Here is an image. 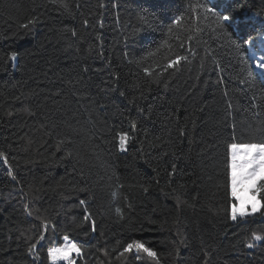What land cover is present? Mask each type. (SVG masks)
<instances>
[{"label":"trees","instance_id":"16d2710c","mask_svg":"<svg viewBox=\"0 0 264 264\" xmlns=\"http://www.w3.org/2000/svg\"><path fill=\"white\" fill-rule=\"evenodd\" d=\"M63 2L67 9L0 0V150L8 157L0 160V264H32L26 238L37 216L55 226L47 234L54 244L67 235L84 245L76 264H153L118 258L130 238L157 251L161 264H204L205 251L209 264H264V242L245 243L264 232V211L233 222L221 187L233 125L245 139L264 129V83L253 87L214 18L197 21L188 7L231 14L228 31L242 42L264 33V0ZM30 18L37 22L21 27ZM165 40L190 62L161 74L167 48L141 58ZM121 130L130 135L125 151ZM80 200L96 232L81 224ZM41 260L50 264L46 248Z\"/></svg>","mask_w":264,"mask_h":264},{"label":"snow or ice","instance_id":"6c2138e0","mask_svg":"<svg viewBox=\"0 0 264 264\" xmlns=\"http://www.w3.org/2000/svg\"><path fill=\"white\" fill-rule=\"evenodd\" d=\"M51 3L57 4L67 9V4L63 0H50ZM191 13L196 14L195 18L197 21L201 19L214 18L215 28L214 31H218L223 34L225 39L235 48L236 54L239 56L244 71L247 74L248 82L255 86L257 79L259 78L264 83V33L257 35L249 34L246 39L242 42H237L232 39L231 33H229L226 22L231 20V14H222L215 8L209 7L207 4L197 3L195 5L189 4ZM203 10L204 16H200L199 10ZM179 11V10H178ZM184 21L183 14L176 15L173 19V23L167 25V30L171 34L173 32V25L180 26ZM37 21L35 18H30L27 23L21 25L23 28H28L29 25L35 24ZM84 25H88L89 21L85 19ZM137 31V29H134ZM189 36L188 40L191 41V28L188 29ZM197 32L200 29L197 27ZM73 36L76 32L72 31ZM100 37L97 36V39ZM257 42L259 46H257ZM183 42H180L181 46ZM246 46V47H245ZM162 48L168 49V54L164 56V63L158 65L161 74L167 72L168 69L175 68L179 70L181 62H190L187 55H181L175 52L172 45L165 40L159 47L152 51L147 52L146 57L141 59L154 58L158 53L161 52ZM10 59L15 61L17 59V53L12 52ZM130 63L132 61H129ZM140 63V61H137ZM86 70V69H85ZM145 74L148 76H154L151 68L144 69ZM158 78V77H157ZM245 83V81H241ZM123 95V93H121ZM255 98V97H254ZM137 124L135 121L131 122V129H136ZM257 133L259 135L257 136ZM117 144L120 151H125L130 135L128 131H119L116 134ZM0 160L4 164L8 163V157L5 151L0 150ZM261 171H264V129H253L247 139L236 134V127L233 125V131L230 138L225 142V161H224V175L225 180L221 184L224 189L226 198L229 201L228 208L226 211L229 214L230 219L233 222L238 220H246L248 217L255 215L257 212L264 211V176H261L259 181L256 180V176ZM176 172V165L172 164L171 173L172 175ZM9 174H11V168L9 167ZM13 180L15 177L13 176ZM250 182L248 188L244 187L245 182ZM122 187V185H121ZM22 190V189H21ZM144 191H148V187H144ZM245 192L248 193V199L245 198ZM259 194V200L257 195ZM113 196L116 195L114 192ZM179 202V201H178ZM87 201L80 200V205L85 206L84 216L81 224L87 223L90 225L92 232H96L97 224L92 214L89 213L87 208ZM131 207V205H129ZM29 206L25 205V211L29 216L32 212L28 210ZM116 213L121 219H124V212L121 208H116ZM39 225H33V229L36 230V234L29 240L27 253L32 257V264H44L41 260V250L46 248V260L50 264H59L60 261H64L65 264H76L73 259V253L76 256H82V248L84 245L74 239H70L69 236H63V242L56 245L54 244L49 236V231L55 233V226L50 225L46 218L37 216ZM47 241V244L45 243ZM257 242H264V232L252 231L250 237L246 240V247L252 249L256 247ZM117 245H121L118 240ZM126 254H135L134 258L137 262L141 261L144 257L152 261L153 264H161L160 257L152 247L148 246L144 241L136 238H130V240L121 245V250L118 252V258L125 257ZM104 255H108V250L104 249ZM204 264H209L207 251L204 252Z\"/></svg>","mask_w":264,"mask_h":264},{"label":"rangeland","instance_id":"374dc122","mask_svg":"<svg viewBox=\"0 0 264 264\" xmlns=\"http://www.w3.org/2000/svg\"><path fill=\"white\" fill-rule=\"evenodd\" d=\"M261 176H264V171H261L260 173L257 174V176H256V180L259 181V179H260ZM249 186H250V182H247V181H246L245 184H244V187H245V188H248ZM244 195H245V198H246V199L249 198L247 192H245ZM257 200H259V195H257ZM257 213H259V212H257ZM257 213H256V214H257ZM72 255H73V259L77 262V258H78L79 256H76L75 253H73ZM59 264H65V262H64V261H60Z\"/></svg>","mask_w":264,"mask_h":264}]
</instances>
